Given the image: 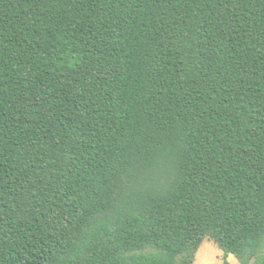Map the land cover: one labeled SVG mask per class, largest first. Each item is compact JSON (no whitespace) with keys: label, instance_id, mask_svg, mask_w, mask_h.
Masks as SVG:
<instances>
[{"label":"trees","instance_id":"16d2710c","mask_svg":"<svg viewBox=\"0 0 264 264\" xmlns=\"http://www.w3.org/2000/svg\"><path fill=\"white\" fill-rule=\"evenodd\" d=\"M264 264V0H0V264Z\"/></svg>","mask_w":264,"mask_h":264},{"label":"rangeland","instance_id":"374dc122","mask_svg":"<svg viewBox=\"0 0 264 264\" xmlns=\"http://www.w3.org/2000/svg\"><path fill=\"white\" fill-rule=\"evenodd\" d=\"M228 264H239L236 258L229 255ZM192 264H224L221 250L209 239H204L199 246Z\"/></svg>","mask_w":264,"mask_h":264}]
</instances>
